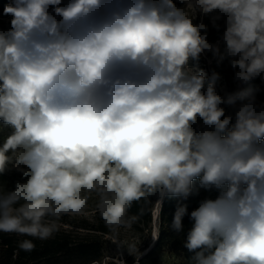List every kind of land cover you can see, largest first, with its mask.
Returning a JSON list of instances; mask_svg holds the SVG:
<instances>
[{"label":"clouds","instance_id":"obj_1","mask_svg":"<svg viewBox=\"0 0 264 264\" xmlns=\"http://www.w3.org/2000/svg\"><path fill=\"white\" fill-rule=\"evenodd\" d=\"M209 14L217 30L223 21V52L195 22ZM3 15L0 175L21 179L0 190V233L28 237L18 248L30 252L95 198L138 262L119 235L138 219L129 210L169 197L170 229L190 221L187 264H264V104L221 95L218 72L190 67L211 52L241 84L264 74V0H11ZM201 189L217 195L189 212Z\"/></svg>","mask_w":264,"mask_h":264},{"label":"trees","instance_id":"obj_2","mask_svg":"<svg viewBox=\"0 0 264 264\" xmlns=\"http://www.w3.org/2000/svg\"><path fill=\"white\" fill-rule=\"evenodd\" d=\"M11 3V0H0V15L2 17H10L3 15L5 5ZM203 24L207 26V39L210 44L218 40V32L212 25V19H206ZM201 61V57L199 59ZM225 92V93H231ZM255 97L256 101L264 102V81L257 83L256 87L249 88ZM21 179L18 172L9 174L6 172L0 175V186L11 189L16 181ZM215 191L208 192L201 189L198 193L193 194L186 203L189 206V212L196 208L199 201L206 198H215ZM156 196L151 197L150 202L134 203L129 210V215L136 216L138 219L137 229L141 234L145 230L151 232L153 222L152 209L155 203ZM176 207L174 198L165 197L159 214L158 240L156 244L147 250L146 254L141 255L136 261V258L127 260L126 264H162L160 257L167 252H177L184 256L183 262L187 264V258L191 255L183 247V241L186 238V233L190 227V221L187 217L184 219L185 232L182 234L174 233L169 225L172 221ZM101 230L105 232V228ZM74 231L62 232L46 241L35 240V248L30 252L22 251L18 248V241L28 237L17 236L16 234L0 233V264H92L93 261L103 258V243L101 241H88L78 239L74 236ZM151 244L147 243L148 249Z\"/></svg>","mask_w":264,"mask_h":264},{"label":"rangeland","instance_id":"obj_3","mask_svg":"<svg viewBox=\"0 0 264 264\" xmlns=\"http://www.w3.org/2000/svg\"><path fill=\"white\" fill-rule=\"evenodd\" d=\"M178 6H180L178 4ZM11 17H2L0 15V29H7L9 27V21ZM206 19H211V14L209 15H198L196 23H203ZM221 27L217 30L219 36L218 40L215 43H219L220 49L223 52L224 43L222 40V35L224 31L223 21L218 22ZM190 67L195 71H204L208 76L211 75V72L214 70L220 74V79L215 82V87L221 95H224L225 92H235L237 90H244L249 92V88L256 87L257 83L264 81V74L258 76L246 84H241L235 80V73L238 69H234L231 66L230 59H225L222 63L217 64L216 58L212 56L211 52H205L201 54V61H192L190 62ZM245 101H238L236 105H222L225 108L226 115H234L235 110L240 106V104ZM258 104H264V102H258ZM7 128H0V137L7 135ZM15 170L8 171L9 174L15 173ZM4 188L0 186V190ZM157 197L155 198V203L152 209V226L151 232L145 230L143 234L137 229V222L135 221L131 226L123 228L120 230V239L135 243L139 248L140 252L145 254L147 243H152V238L154 234L158 232L159 227V214L161 206L159 207V213L157 220L155 221V211H157ZM59 231L54 234V236L67 231H74V236L78 239L88 240V241H101L103 243V258L104 260L107 257H116L122 253V258L124 261L134 259L133 256L129 255L126 250L118 249L116 244L113 243L112 233L109 232L108 228L105 226L103 220L100 218L99 214L95 211V198L89 201L88 206L84 212L79 216H64L59 221ZM105 228V232L101 228ZM53 236V237H54ZM151 246V245H150ZM140 256H138L139 258ZM184 256L181 253L177 252H167L160 257L162 264H185L183 262ZM125 262V264H126Z\"/></svg>","mask_w":264,"mask_h":264},{"label":"bare ground","instance_id":"obj_4","mask_svg":"<svg viewBox=\"0 0 264 264\" xmlns=\"http://www.w3.org/2000/svg\"><path fill=\"white\" fill-rule=\"evenodd\" d=\"M161 205H162V204H160V203L158 204V206H157V211H155V213H154V214H155V221L157 220L158 213H159V207H160ZM154 236H156L157 239H155V240L153 239V241H152V242H153V246L156 244V242H157V240H158V235H157V233H155ZM151 245H152V243H151ZM153 246H151V247H149L148 249H146V251H147V250H150Z\"/></svg>","mask_w":264,"mask_h":264},{"label":"water","instance_id":"obj_5","mask_svg":"<svg viewBox=\"0 0 264 264\" xmlns=\"http://www.w3.org/2000/svg\"><path fill=\"white\" fill-rule=\"evenodd\" d=\"M158 204H159V202L157 203V205H158ZM152 241H153V238H152ZM151 246H153V242H152V245H151ZM151 246H150V247H151ZM147 252H148V251H146L145 254H146Z\"/></svg>","mask_w":264,"mask_h":264}]
</instances>
